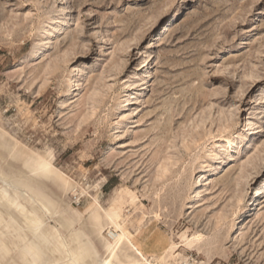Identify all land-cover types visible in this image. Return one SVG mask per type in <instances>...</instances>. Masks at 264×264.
I'll return each mask as SVG.
<instances>
[{
    "label": "rangeland",
    "instance_id": "rangeland-1",
    "mask_svg": "<svg viewBox=\"0 0 264 264\" xmlns=\"http://www.w3.org/2000/svg\"><path fill=\"white\" fill-rule=\"evenodd\" d=\"M0 173V264H264V0H0Z\"/></svg>",
    "mask_w": 264,
    "mask_h": 264
},
{
    "label": "bare ground",
    "instance_id": "bare-ground-1",
    "mask_svg": "<svg viewBox=\"0 0 264 264\" xmlns=\"http://www.w3.org/2000/svg\"><path fill=\"white\" fill-rule=\"evenodd\" d=\"M115 132L120 133V132H118L117 129ZM25 155H28V154L25 153ZM31 162L35 167H38V168L40 167L43 171H45V172H47L53 176L59 177L61 183L64 186L67 187L70 185L69 182L65 178L60 176L59 171L52 169L51 167H53V166L51 165V163L45 161L42 157L38 156L37 158L32 159ZM207 166H209V165H207ZM51 175H49V176H51ZM0 181L5 182V177L1 173H0ZM263 190H264V186H263ZM254 195L260 196L261 195L260 189L257 188ZM191 196H193L192 202L198 201L200 198V193L197 191L194 194H192ZM255 202L256 201H254L253 204H255ZM47 211H48V209H47ZM23 218H24L26 230L32 236H35L40 244H46V243L48 244L49 243V236H46L45 234H42V233L38 234V231L42 227V222L35 220L33 217L29 216L28 214H23ZM105 225L108 227L110 225L115 226L116 224H115L114 218L110 215H107L106 220H105ZM116 230H118V229H116ZM113 232H109L112 243L106 242L105 248L108 251V253H110L114 257V259H119L120 257H123V258H125V260L129 264H142V261H144L146 264H152V263L148 262V260L142 255V253L134 245L131 244V242L128 240V238L122 232L120 234L113 233ZM130 252L132 253V255ZM74 261H76V258L72 259V262H74ZM119 264H122V262L119 261Z\"/></svg>",
    "mask_w": 264,
    "mask_h": 264
}]
</instances>
